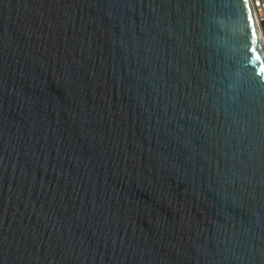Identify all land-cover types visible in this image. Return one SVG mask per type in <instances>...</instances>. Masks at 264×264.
Returning a JSON list of instances; mask_svg holds the SVG:
<instances>
[{"label": "water", "instance_id": "95a60500", "mask_svg": "<svg viewBox=\"0 0 264 264\" xmlns=\"http://www.w3.org/2000/svg\"><path fill=\"white\" fill-rule=\"evenodd\" d=\"M0 264H264L252 0H0Z\"/></svg>", "mask_w": 264, "mask_h": 264}, {"label": "bare ground", "instance_id": "6f19581e", "mask_svg": "<svg viewBox=\"0 0 264 264\" xmlns=\"http://www.w3.org/2000/svg\"><path fill=\"white\" fill-rule=\"evenodd\" d=\"M252 2H253L257 17L259 19V22L261 24V27H262V30L264 33V22L262 21V19H263V8L260 5H257V0H252Z\"/></svg>", "mask_w": 264, "mask_h": 264}, {"label": "built area", "instance_id": "2783aa9c", "mask_svg": "<svg viewBox=\"0 0 264 264\" xmlns=\"http://www.w3.org/2000/svg\"><path fill=\"white\" fill-rule=\"evenodd\" d=\"M257 5H260L263 8V19L264 22V0H257Z\"/></svg>", "mask_w": 264, "mask_h": 264}, {"label": "snow or ice", "instance_id": "6c2138e0", "mask_svg": "<svg viewBox=\"0 0 264 264\" xmlns=\"http://www.w3.org/2000/svg\"><path fill=\"white\" fill-rule=\"evenodd\" d=\"M250 19H251V18H250ZM253 35H254V36L256 35L255 30L253 31ZM257 59H259V57H257Z\"/></svg>", "mask_w": 264, "mask_h": 264}]
</instances>
